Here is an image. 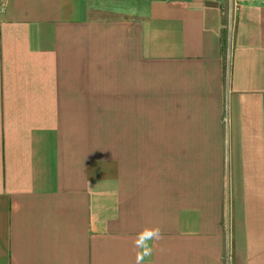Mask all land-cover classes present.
<instances>
[{"label": "crops", "instance_id": "0c3cea01", "mask_svg": "<svg viewBox=\"0 0 264 264\" xmlns=\"http://www.w3.org/2000/svg\"><path fill=\"white\" fill-rule=\"evenodd\" d=\"M264 264V0H8L0 264Z\"/></svg>", "mask_w": 264, "mask_h": 264}, {"label": "clouds", "instance_id": "9594fccd", "mask_svg": "<svg viewBox=\"0 0 264 264\" xmlns=\"http://www.w3.org/2000/svg\"><path fill=\"white\" fill-rule=\"evenodd\" d=\"M163 239L164 235L159 226L143 227L132 237L133 249L135 251L134 264H144L146 258L153 256L156 244Z\"/></svg>", "mask_w": 264, "mask_h": 264}, {"label": "built area", "instance_id": "2783aa9c", "mask_svg": "<svg viewBox=\"0 0 264 264\" xmlns=\"http://www.w3.org/2000/svg\"><path fill=\"white\" fill-rule=\"evenodd\" d=\"M8 0H0V14H3L6 10Z\"/></svg>", "mask_w": 264, "mask_h": 264}]
</instances>
